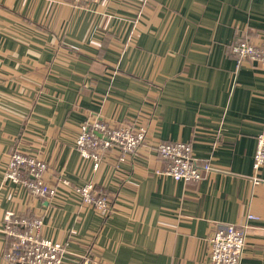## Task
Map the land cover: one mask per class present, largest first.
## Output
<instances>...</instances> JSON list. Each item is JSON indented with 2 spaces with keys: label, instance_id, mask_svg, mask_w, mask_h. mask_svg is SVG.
Instances as JSON below:
<instances>
[{
  "label": "crops",
  "instance_id": "obj_1",
  "mask_svg": "<svg viewBox=\"0 0 264 264\" xmlns=\"http://www.w3.org/2000/svg\"><path fill=\"white\" fill-rule=\"evenodd\" d=\"M240 34L264 45V0H0V220L40 215L41 235L65 244L62 264H210L214 225L252 213L241 264H264V166L252 167L264 66L236 64ZM93 119L143 126L146 139L93 169L74 146ZM178 140L214 170L188 182L155 173V145ZM12 151L47 163L53 197L5 177ZM87 180L107 214L81 202ZM6 245L0 228V264Z\"/></svg>",
  "mask_w": 264,
  "mask_h": 264
},
{
  "label": "built area",
  "instance_id": "obj_2",
  "mask_svg": "<svg viewBox=\"0 0 264 264\" xmlns=\"http://www.w3.org/2000/svg\"><path fill=\"white\" fill-rule=\"evenodd\" d=\"M73 3H101L110 0H71ZM229 51L237 65L245 61L264 66V45L254 44L240 34L229 45ZM146 129L124 124L114 127L102 119L82 123L74 138V146L82 159L92 162V168L99 166V160L106 151L116 149L119 159L123 160L134 153L145 141ZM158 156L164 160L162 168L155 169L157 174H165L183 182L198 181L214 170L209 159L197 157L191 144L185 141L159 142L155 145ZM264 166V121L256 137L253 155V169L259 171ZM47 163L35 153L23 154L12 151L5 166L4 175L14 183H21L31 195L50 198L56 187L44 180ZM261 179L253 177V183ZM62 181L67 182L66 179ZM81 202L91 206L101 214L109 211V198L97 189L94 182L82 183L75 187ZM258 217L247 213L242 223H216L206 237L207 261L210 264H241L246 236L251 220ZM43 219L40 215H23L6 209L0 220V228L6 239L2 252L5 264H62L66 252L65 244L41 235ZM90 264H100L98 261Z\"/></svg>",
  "mask_w": 264,
  "mask_h": 264
},
{
  "label": "rangeland",
  "instance_id": "obj_3",
  "mask_svg": "<svg viewBox=\"0 0 264 264\" xmlns=\"http://www.w3.org/2000/svg\"><path fill=\"white\" fill-rule=\"evenodd\" d=\"M88 181H90V182H92L91 180H87V181H85V182H83V183H86V182H88ZM82 185V184H81ZM55 241V240H54Z\"/></svg>",
  "mask_w": 264,
  "mask_h": 264
},
{
  "label": "trees",
  "instance_id": "obj_4",
  "mask_svg": "<svg viewBox=\"0 0 264 264\" xmlns=\"http://www.w3.org/2000/svg\"><path fill=\"white\" fill-rule=\"evenodd\" d=\"M158 155V154H157ZM107 196V195H106Z\"/></svg>",
  "mask_w": 264,
  "mask_h": 264
}]
</instances>
